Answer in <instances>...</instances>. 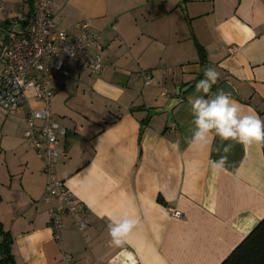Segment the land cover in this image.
<instances>
[{
  "label": "crops",
  "instance_id": "obj_1",
  "mask_svg": "<svg viewBox=\"0 0 264 264\" xmlns=\"http://www.w3.org/2000/svg\"><path fill=\"white\" fill-rule=\"evenodd\" d=\"M0 2L3 21L30 12L28 0ZM53 15L71 35L90 19L107 66L54 76L52 86L51 113L66 130L54 172L86 208L83 230L65 218L54 239L43 162L22 139L37 107L29 102L0 109V245L14 264H221L264 218V155L234 143L227 170L214 174L221 141L189 146L188 98L212 66L211 92L228 82L250 103L233 99L242 111L264 119V0H59ZM189 84L170 121L149 117ZM125 215L138 223L117 247L109 217Z\"/></svg>",
  "mask_w": 264,
  "mask_h": 264
},
{
  "label": "built area",
  "instance_id": "obj_2",
  "mask_svg": "<svg viewBox=\"0 0 264 264\" xmlns=\"http://www.w3.org/2000/svg\"><path fill=\"white\" fill-rule=\"evenodd\" d=\"M58 2L29 0L28 15L6 21L1 19L4 10L0 2V109L14 113L29 102L37 105L27 109L22 139L43 162V202L48 206L49 227L55 240L59 239L65 218L73 219L77 230H83L86 208L54 172L57 141L66 135L51 113L54 76L68 79L73 73L99 74L107 69L95 53L100 38L90 19L73 26L76 35L56 28L53 13ZM138 76L150 80L146 72ZM171 216L179 218L180 214L172 211Z\"/></svg>",
  "mask_w": 264,
  "mask_h": 264
},
{
  "label": "clouds",
  "instance_id": "obj_3",
  "mask_svg": "<svg viewBox=\"0 0 264 264\" xmlns=\"http://www.w3.org/2000/svg\"><path fill=\"white\" fill-rule=\"evenodd\" d=\"M203 72L205 78L195 84L197 94L188 98L194 125L188 144L208 148L218 137L221 146L215 151L219 153V158L210 160L209 165L214 174H219L227 170L228 154L234 143L245 147L254 143L264 145V119L254 111L244 113L240 105L231 99L229 92L218 90L209 95L220 73L212 66L205 67ZM225 141L229 143H224ZM109 221L111 243L117 247L123 245L138 223L126 215L123 218L109 217Z\"/></svg>",
  "mask_w": 264,
  "mask_h": 264
},
{
  "label": "trees",
  "instance_id": "obj_4",
  "mask_svg": "<svg viewBox=\"0 0 264 264\" xmlns=\"http://www.w3.org/2000/svg\"><path fill=\"white\" fill-rule=\"evenodd\" d=\"M261 149L264 155V145ZM0 256V264H14L7 242L0 245ZM221 264H264V218Z\"/></svg>",
  "mask_w": 264,
  "mask_h": 264
},
{
  "label": "water",
  "instance_id": "obj_5",
  "mask_svg": "<svg viewBox=\"0 0 264 264\" xmlns=\"http://www.w3.org/2000/svg\"><path fill=\"white\" fill-rule=\"evenodd\" d=\"M205 67H208V66H202L201 67L200 75L204 74L203 70H204ZM191 87H192V84H189V85H187L186 87H184L182 89L177 88L176 91H175V98L171 99L164 108L156 110V111H149L148 112L149 117L154 116V115L158 116V115L167 114L168 115V121H170L171 120L172 111L178 105H180L182 103V100L179 98V96L181 94H183L184 92H186L187 90H189ZM218 90H223V91L229 92L231 94V98L236 100V101H238V102H240L241 104L250 105V103L247 100H243L241 98V96L238 94L236 89L232 85H230L228 82H224L223 84L219 85L211 93H215ZM211 93H210V95H211Z\"/></svg>",
  "mask_w": 264,
  "mask_h": 264
}]
</instances>
